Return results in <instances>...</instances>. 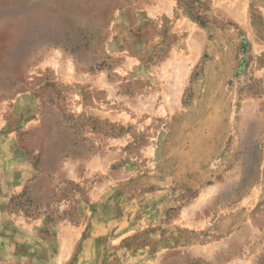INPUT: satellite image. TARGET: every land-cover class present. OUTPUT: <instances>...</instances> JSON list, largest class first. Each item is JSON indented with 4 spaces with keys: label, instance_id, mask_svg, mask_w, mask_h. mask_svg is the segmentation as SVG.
Returning a JSON list of instances; mask_svg holds the SVG:
<instances>
[{
    "label": "rangeland",
    "instance_id": "rangeland-1",
    "mask_svg": "<svg viewBox=\"0 0 264 264\" xmlns=\"http://www.w3.org/2000/svg\"><path fill=\"white\" fill-rule=\"evenodd\" d=\"M0 153V264H264V0H0Z\"/></svg>",
    "mask_w": 264,
    "mask_h": 264
},
{
    "label": "crops",
    "instance_id": "crops-1",
    "mask_svg": "<svg viewBox=\"0 0 264 264\" xmlns=\"http://www.w3.org/2000/svg\"><path fill=\"white\" fill-rule=\"evenodd\" d=\"M12 135H13L12 133H7V134H5V136H4V138H3V139H4V142H5V143H9V142H11L10 145L13 144V137H12ZM2 157H3V156H2V153H0V158H2Z\"/></svg>",
    "mask_w": 264,
    "mask_h": 264
}]
</instances>
